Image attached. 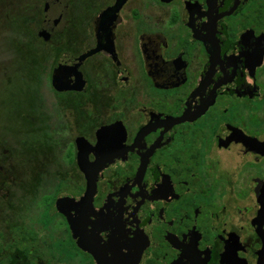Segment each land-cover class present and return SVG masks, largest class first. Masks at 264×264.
Masks as SVG:
<instances>
[{
	"label": "flooded vegetation",
	"instance_id": "1",
	"mask_svg": "<svg viewBox=\"0 0 264 264\" xmlns=\"http://www.w3.org/2000/svg\"><path fill=\"white\" fill-rule=\"evenodd\" d=\"M36 7L54 56L0 117V264H264V1Z\"/></svg>",
	"mask_w": 264,
	"mask_h": 264
},
{
	"label": "rangeland",
	"instance_id": "2",
	"mask_svg": "<svg viewBox=\"0 0 264 264\" xmlns=\"http://www.w3.org/2000/svg\"><path fill=\"white\" fill-rule=\"evenodd\" d=\"M39 3L40 0H0V88L8 86L7 91H0V117L20 111L22 101L27 103L31 100L28 93L18 94L24 87L20 86L16 79L12 80L13 76L20 77L18 72L14 74L16 70L28 71L29 84L25 86L32 88L31 81L43 82V73L52 66L54 47L43 44L35 35L39 27V10L34 8L39 6ZM7 74L11 79L8 84L4 77ZM46 108L48 113H53L50 103ZM41 113L43 109L38 106L35 110L30 109L29 114Z\"/></svg>",
	"mask_w": 264,
	"mask_h": 264
},
{
	"label": "water",
	"instance_id": "3",
	"mask_svg": "<svg viewBox=\"0 0 264 264\" xmlns=\"http://www.w3.org/2000/svg\"><path fill=\"white\" fill-rule=\"evenodd\" d=\"M66 66L67 65L62 64L61 66L55 67V69L53 70L51 83H52L53 89L56 91H67V90L74 89L73 86H68V84L64 85V83H61L60 80L58 79V75L61 74L64 70H66ZM72 73H74L73 70L72 71L69 70V74H72ZM103 130L104 129H101V131H103ZM81 171L85 173L86 169H83V167H81Z\"/></svg>",
	"mask_w": 264,
	"mask_h": 264
},
{
	"label": "trees",
	"instance_id": "4",
	"mask_svg": "<svg viewBox=\"0 0 264 264\" xmlns=\"http://www.w3.org/2000/svg\"><path fill=\"white\" fill-rule=\"evenodd\" d=\"M264 1V0H263Z\"/></svg>",
	"mask_w": 264,
	"mask_h": 264
}]
</instances>
